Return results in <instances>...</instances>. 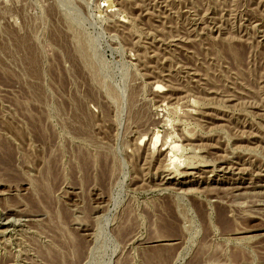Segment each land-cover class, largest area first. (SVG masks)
<instances>
[{
  "label": "rangeland",
  "instance_id": "obj_1",
  "mask_svg": "<svg viewBox=\"0 0 264 264\" xmlns=\"http://www.w3.org/2000/svg\"><path fill=\"white\" fill-rule=\"evenodd\" d=\"M73 241L264 264V0H0V264Z\"/></svg>",
  "mask_w": 264,
  "mask_h": 264
},
{
  "label": "bare ground",
  "instance_id": "obj_2",
  "mask_svg": "<svg viewBox=\"0 0 264 264\" xmlns=\"http://www.w3.org/2000/svg\"><path fill=\"white\" fill-rule=\"evenodd\" d=\"M164 146V145H163ZM178 150H180V149H178ZM166 167V166H165ZM207 178V177H206ZM206 181V180H205ZM212 201V200H211ZM98 210V209H97ZM217 213V212H216ZM165 214V213H164ZM219 216H221V215H219ZM223 216V215H222ZM166 217V216H165ZM164 217V218H165ZM168 217V216H167ZM160 218V217H159ZM216 218H217V215H216ZM219 218V217H218ZM218 218H217V221H218ZM220 218H222V217H220ZM164 220V219H163ZM158 221V220H157ZM160 221H161V219H160ZM166 221V220H165ZM159 222V221H158ZM163 222V221H162ZM219 222V221H218ZM127 223V222H126ZM129 223V222H128ZM127 223V224H128ZM156 224H158L157 222H155ZM164 224H165V222H164ZM220 224V223H219ZM171 225V224H170ZM169 225V226H170ZM223 225V224H222ZM124 226V228H125V225H123ZM166 226V225H165ZM121 227H122V225H121ZM119 229V228H118ZM166 229V228H165ZM168 229H169V227H168ZM210 229V228H209ZM121 230H122V228H121ZM120 230V231H121ZM129 230H132L131 228L129 229ZM160 231H162V230H159V229H153V235H152V238H157V237H161L163 240H165V241H167L166 239H164V238H170V237H173L172 235V233L171 232H165V231H163V232H160ZM173 231V230H172ZM130 232V231H129ZM128 232V233H129ZM127 233V234H128ZM125 234V233H124ZM124 234H122V235H124ZM172 234V235H171ZM122 235L120 234V235H118V237L120 236V238L123 240V239H126V238H124V237H122ZM124 236H126V235H124ZM86 237V236H85ZM81 238V237H80ZM162 239H161V241H162ZM171 239V238H170ZM81 241V240H80ZM149 241V240H148ZM156 241H160V240H156ZM173 241H174V239H173ZM81 243V242H80ZM155 243V242H154ZM157 243V242H156ZM69 245H71L70 246V248L68 247V249L70 250V253H71V255H72V259H71V257H70V255H69V258L71 259V262L69 263V264H76L77 262H79L80 261V259L82 258V256L77 252V245H76V243L73 241L71 244H69ZM78 246H80V245H78ZM157 246V245H156ZM66 247H67V245H66ZM174 247H176L175 245H174ZM208 247V246H207ZM177 248V247H176ZM176 248H175V250H176ZM204 248H206V247H204ZM80 249V248H79ZM207 249V248H206ZM210 249V248H209ZM209 249H207V250H209ZM67 250V249H66ZM174 248L173 247H171L170 245L169 246H165V245H159V247H156V248H152L151 247V249L148 251V252H146L145 254L144 253H142V255H143V257L140 255V260H141V264H172V262L174 261V258H176L175 257V254L173 255V253H174ZM216 250V249H215ZM209 251H211V250H209ZM63 252V251H62ZM82 252V251H81ZM238 252V251H237ZM242 251H240V253L238 252L237 254H238V256H237V254H231L230 253V255H229V261L228 262H230V264H243V263H245V262H247L246 260H245V254H243V252L241 253ZM236 255V256H235ZM61 256V255H60ZM214 257H215V254L214 253H212V252H206V251H204V249L202 248V246H201V250H199V252H197V253H195L193 256H192V258L190 259V261H189V263L188 264H217L216 262H215V260H214ZM65 258V257H64ZM63 258V259H64ZM61 259H62V257H61ZM63 259H62V261H63ZM216 259V258H215ZM68 261V260H67ZM123 262V261H122ZM227 262V263H228ZM66 263V262H65ZM64 263V264H65ZM225 263V262H224ZM67 264V263H66ZM246 264V263H245Z\"/></svg>",
  "mask_w": 264,
  "mask_h": 264
}]
</instances>
